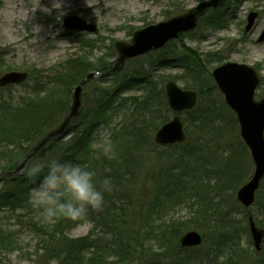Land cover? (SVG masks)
Masks as SVG:
<instances>
[{"label": "trees", "instance_id": "obj_1", "mask_svg": "<svg viewBox=\"0 0 264 264\" xmlns=\"http://www.w3.org/2000/svg\"><path fill=\"white\" fill-rule=\"evenodd\" d=\"M223 22L215 15L210 24L218 26ZM166 49L149 55L157 54L161 59ZM114 54L111 48L110 56ZM182 55L183 67L186 66L189 77L194 78L192 84L184 87L195 89L199 94L197 105L184 112L187 133L184 143L161 147L152 139L155 131L169 121L173 113L166 97L165 76H161V81L154 79L151 71L141 63L133 72L116 73L114 84L104 85L109 77L100 75L87 82L88 85L94 83L89 89L94 104L87 113H79L72 120L69 130H73L75 137L66 143L58 157L89 164L96 169L99 179L103 178L106 167L111 170L113 190L106 194L102 210L89 213L87 219L93 223V228L88 235L79 238L67 235L79 220L57 217L46 221L40 216L29 201L31 185L23 175L24 171L12 175L3 172L15 169L20 162L13 165L6 162L0 166V179L18 187L0 191V210L7 206L13 212L23 209L33 213L29 219L41 242L38 251L46 255L49 262L130 263L138 254L147 251L152 257L146 264H242L243 261L244 264H264L263 251L242 255L238 229L232 217L234 206L240 205L226 199V196L234 195L249 176L244 159L245 143L241 139L235 141L225 137L237 130L236 115L224 102L217 103L209 98L215 97L219 89L195 51L185 48ZM140 60L138 57L129 62ZM213 60L217 64L225 61L222 56ZM97 63L98 68L94 69L99 73L110 68V63L104 62L102 57ZM92 66L87 59L72 56L58 62L49 71L30 70L28 80L21 84L25 88L24 94L14 96L11 86L0 87L1 154L11 150L24 159L48 132L58 127L68 114L72 89L92 71ZM168 79L176 80V77ZM136 86L141 89V94L123 96L125 90ZM112 118H118L114 125H111ZM107 125H111L110 138L115 145L111 156H105L93 144L95 133ZM60 141L53 139L31 160L45 157V153ZM149 151L158 158L169 159L170 166H178L161 169L150 177L153 197L145 204L147 200L138 198L135 184L142 156L150 154ZM174 204H185L193 213L192 221L186 220V224L172 219L164 221L157 232L142 229L151 227L154 215ZM254 205L255 221L264 227V178ZM35 216L39 218L35 220ZM200 225L204 226L200 230L205 233L204 243L199 247L179 246L178 241L185 229ZM243 228L248 230V225ZM143 232L145 235L141 236ZM148 233H152L150 240L146 237ZM4 245L10 246L11 241L9 245L4 241ZM155 246L162 252L156 253ZM110 256L117 257L118 262L109 261Z\"/></svg>", "mask_w": 264, "mask_h": 264}, {"label": "rangeland", "instance_id": "obj_2", "mask_svg": "<svg viewBox=\"0 0 264 264\" xmlns=\"http://www.w3.org/2000/svg\"><path fill=\"white\" fill-rule=\"evenodd\" d=\"M198 1L0 0V74L10 70L30 71L41 69L49 71L58 62L72 56L87 59L94 66L91 68L95 72L98 68L96 61L101 57L104 62L110 63L111 67L118 56L115 50L117 41H130L135 30L184 13L194 7ZM250 11H258L260 16L253 31L246 33L244 28ZM68 15H78L96 24V33L76 31L64 27V19ZM215 15L225 22L218 26L211 25L210 23ZM206 16L200 21L195 30L185 33L182 38L173 40L165 47L167 49L161 57L164 60L158 59L157 54L152 56L149 53L140 57L141 60L137 63H130L129 60V63L127 62L121 71L133 72L137 64L143 63L145 68L151 71L154 79L161 81V76H165L166 80L171 76H175L176 81L181 86H186L193 83V77L190 78L188 72H186V66L183 67L182 58L184 55L182 53H184L185 48H191L195 51V55L198 56L205 70L209 69L210 72L217 65L213 59L218 56H222L225 61H235L255 66L261 76V84L257 89L256 98H261L264 93V42L259 43L257 39L264 29V0H229L219 7L216 12L210 11ZM111 48L115 51L112 56H110ZM208 59H211V62H208ZM97 77H99V74L95 76V79ZM114 78L113 76L109 77L103 84H114ZM92 85L86 83L83 88L80 110L82 114L87 113L94 104L92 93L89 91V89H92ZM74 89L75 87L69 97L70 106ZM140 90L139 86H136L128 91L125 90L123 96L139 95L141 94ZM11 92L14 96H17L24 94L25 88L22 85H12ZM215 94V97L209 96V98L214 99L217 103L224 102L226 104L219 90ZM229 109L232 111L231 108ZM173 115L174 113L171 114L170 118ZM185 115L182 113V116ZM117 121L118 118H112L111 125H114ZM111 125L99 128L94 135V145L99 147L98 145L104 137H110ZM237 126V130L234 129L226 134L227 140H242L238 120ZM154 134L152 136L153 141ZM74 137L73 130H68L64 137L59 139L61 141L51 151L45 153V157L59 156L67 145L66 143ZM149 152L150 154L147 153L142 156L139 178L135 184L136 194L138 198L144 201L147 200L145 204H148L150 198L153 197L150 177L157 174L159 170L166 169L171 165L169 159L158 158L152 151ZM1 153L0 166H3L6 162H10L12 165L17 164L22 160L21 156L16 154L17 152L9 150L4 154ZM244 159L249 179L254 172V164L247 146L244 150ZM32 160L28 161L24 170ZM177 166V164L172 165L170 169ZM17 188L14 183L5 184L0 179V191L15 190ZM236 192L237 190L234 195L226 196V199L227 201L231 200L233 204L236 201L240 205V207L237 204L234 206L232 217L235 219L241 249L243 250L242 255L244 256V254H251L255 251L249 230L248 217L249 215L256 216L254 212L256 206L244 208L238 202ZM31 215L33 213H28L23 209L13 212L7 206L0 210V264H56L52 261L49 262L46 255H41V251H38L41 242L32 230L30 219L33 216ZM192 216L193 213L185 204H174V206H168L154 215L151 227L146 228L144 226L142 229H154L153 232H157L158 229H161L164 221L172 219L173 221H184L183 224H186V220L192 221ZM34 218L37 220L39 216ZM245 224L248 225V230L243 228ZM200 226L190 229H204L202 228L204 226ZM92 228L93 223L91 221L87 218L82 219L71 228L67 235L72 238L84 237L92 231ZM261 228L264 230V227ZM190 229L187 228L184 232ZM143 235H145V232L141 236ZM146 237L147 240H150L152 233H148ZM4 241L7 245L11 241V245H4ZM146 243L150 244L148 241ZM262 248L261 250L264 252V236ZM154 249H156V253L162 252L157 246ZM149 257H152V254L144 251L128 264H146ZM117 259L115 256H110L109 261L118 262ZM241 263L244 264L245 261Z\"/></svg>", "mask_w": 264, "mask_h": 264}, {"label": "water", "instance_id": "obj_3", "mask_svg": "<svg viewBox=\"0 0 264 264\" xmlns=\"http://www.w3.org/2000/svg\"><path fill=\"white\" fill-rule=\"evenodd\" d=\"M226 0H201L190 10L173 16L155 24L147 25L133 33L131 41H117L115 49L118 57L114 65L103 76H110L120 71L127 60L156 51L163 48L169 41L179 37L180 33L194 29L206 11L219 7ZM259 16L257 11L249 12L245 31L250 32ZM64 26L77 31H87L94 33L97 27L92 22L78 15H68L64 19ZM264 41V29L258 38V42ZM95 75L91 72L75 88L72 99L71 109L63 121L56 129L49 132L41 142L33 149L30 155L10 171L9 174L22 171L30 157L39 149L44 147L55 137H61L67 132L71 120L79 113L82 103V91L86 82ZM219 89L223 93L227 104L236 113L240 133L251 151L255 170L250 178L237 191L238 200L249 207L254 203L255 194L264 177V95L260 100L255 99V92L260 83V77L253 66L238 62H226L217 66L213 70ZM27 71H7L0 75V86L5 87L10 84H19L27 80ZM166 95L170 108L173 111L182 112L192 109L197 104L198 93L195 90L184 89L177 82L168 80L165 84ZM155 141L160 145L182 143L186 139L184 123L179 114L163 124L155 133ZM250 231L255 247L258 251L262 249L264 232L259 229L253 217H250ZM205 235L198 230L185 232L179 240L181 247L200 246L204 241Z\"/></svg>", "mask_w": 264, "mask_h": 264}, {"label": "clouds", "instance_id": "obj_4", "mask_svg": "<svg viewBox=\"0 0 264 264\" xmlns=\"http://www.w3.org/2000/svg\"><path fill=\"white\" fill-rule=\"evenodd\" d=\"M99 148L111 156L115 145L104 137ZM110 168L102 179L89 164L46 156L32 160L23 175L31 185L29 201L46 221L63 217L71 221L86 219L91 211L102 210L105 196L113 190Z\"/></svg>", "mask_w": 264, "mask_h": 264}]
</instances>
